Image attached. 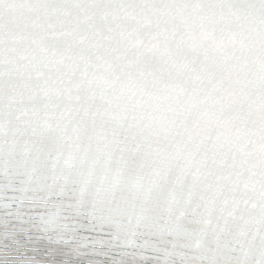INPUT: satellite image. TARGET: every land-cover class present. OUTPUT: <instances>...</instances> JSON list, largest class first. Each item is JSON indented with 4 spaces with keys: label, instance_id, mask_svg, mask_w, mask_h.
<instances>
[{
    "label": "snow or ice",
    "instance_id": "1",
    "mask_svg": "<svg viewBox=\"0 0 264 264\" xmlns=\"http://www.w3.org/2000/svg\"><path fill=\"white\" fill-rule=\"evenodd\" d=\"M0 264H264V0H0Z\"/></svg>",
    "mask_w": 264,
    "mask_h": 264
}]
</instances>
